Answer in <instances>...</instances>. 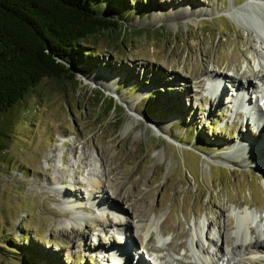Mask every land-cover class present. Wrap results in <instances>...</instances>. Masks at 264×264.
Masks as SVG:
<instances>
[{"label": "rangeland", "instance_id": "obj_1", "mask_svg": "<svg viewBox=\"0 0 264 264\" xmlns=\"http://www.w3.org/2000/svg\"><path fill=\"white\" fill-rule=\"evenodd\" d=\"M95 1L129 33L118 44L83 43L73 88L42 79L6 114L0 264H196L195 249L215 258L205 236L217 229L227 235L221 252L233 256L226 242L240 239L245 211L263 241L261 110L248 118L223 76L252 83V108L254 40L239 12L264 0ZM92 90L116 105L105 119ZM99 178L100 197L115 189L116 208L89 194ZM125 243L134 244L128 258L118 253Z\"/></svg>", "mask_w": 264, "mask_h": 264}, {"label": "trees", "instance_id": "obj_2", "mask_svg": "<svg viewBox=\"0 0 264 264\" xmlns=\"http://www.w3.org/2000/svg\"><path fill=\"white\" fill-rule=\"evenodd\" d=\"M120 25L95 0H0V147L7 112L42 79L63 80L73 88L80 46L101 37L118 44L129 33ZM87 99L104 119L116 109L98 90Z\"/></svg>", "mask_w": 264, "mask_h": 264}, {"label": "bare ground", "instance_id": "obj_3", "mask_svg": "<svg viewBox=\"0 0 264 264\" xmlns=\"http://www.w3.org/2000/svg\"><path fill=\"white\" fill-rule=\"evenodd\" d=\"M206 10H207V8H204V6L201 7V9H200V11H204V12ZM239 15L246 22V24H244L243 26L246 30L250 31L251 34H253V40H254V48H253L252 54H250L251 60L246 61L248 71L250 73H253V74L255 73L254 79L257 81V83H259V85H258L259 88H264V20L261 18V17H264V8L260 7L258 4H255V3H248L247 6H242L240 8ZM258 68L260 70H262V73H259L256 71ZM223 77H225L226 81H232L236 84L235 86H236L237 92L234 93L236 95V100L234 99V105L235 104L239 105V104L244 103L243 97H241V98L238 97V95H237L238 91L244 90L246 88L253 86L252 83H249V82H248V84H243L244 82L240 83V80L235 76L224 75ZM215 78L220 79V77L216 76V73H214L212 75L211 71L208 70L204 79L211 80L213 82V84L218 87L220 82L222 83V80H220V81L216 80L215 81V80H213ZM89 79L91 81H93L94 83H96V84L93 83L95 86L99 85V86L104 87V85H102L98 81H96L97 79H94L91 76L89 77ZM210 85H211V83H210ZM209 87H212V86H209ZM256 87H257V85H256ZM259 88H258L257 93L255 95V98L258 100H260V98H262V96H263L262 93H260ZM218 90H219V88H218ZM107 91L110 92L111 90L107 87ZM219 94H220V92H219ZM238 100H240V101H238ZM251 107L252 108H249L248 103H247V106H245L246 112H247L246 115L251 114V116H248V118H251V117L253 118V116H252L253 114L255 117L260 116V115H258L257 110H261L260 109L261 107H259L256 103L255 104L253 103V105ZM234 112H236V111H234ZM261 117H262V119L260 122H262L264 124V115L262 113H261ZM157 130L158 129L156 128L155 131H157ZM60 158L62 159V155H60ZM258 165H259V163H258ZM59 179H62V177ZM95 183L98 185H96L95 187H90V190H89V194L92 197L95 196L94 201L95 202H101L106 209H108L109 207H111V208L114 207L109 202L110 200L108 197L113 198V196L115 195V191H114L115 189L113 190L111 188V191H112L111 195H113V196L108 194L106 196V198H105V196L100 197L98 192H99L100 188L102 190V188L104 187V182H103V180H101V178H99L98 180L95 181ZM263 185H264V183H263ZM263 188H264V186H263ZM100 199H102V200H100ZM134 204H136V203H134ZM132 206H134V205H132ZM114 208H116V206ZM122 211H123V213H125L124 209ZM101 217H102V213H100L99 215H96L93 218V220L97 221ZM242 217H243L242 220L243 221L245 220V223H244V228H243V232H242L240 239H237V236H235L234 240L230 241V239H227V242H226V243L231 245V251L234 253L233 256L228 255V253H229L228 251L226 253L224 251H223V253L221 252L222 247H220V245H219V240L223 236H225V239H226L227 235L223 234L224 230L217 229L215 235H213V236L206 235L205 236L206 241H210L211 244L216 248L215 249L213 247L215 250V253H214L215 258L211 259V258L207 257L201 250L195 249L194 250L195 263L196 264H200V263L217 264V263L221 262V264H264V240L263 241L260 240V238L258 237V235H259L258 228H256L255 225L251 224V222L253 221L251 214L248 211H245L242 214ZM262 218H263V216L261 217V219ZM121 223H123V222H121ZM230 224H231L230 222H227L226 226L229 227ZM116 226H117V224H116ZM122 227L125 228V225ZM254 232H255V234H253ZM261 234H262V232H261ZM261 234H260V236H261ZM191 237L192 238L195 237V230L193 231ZM220 243H221V241H220ZM123 244H124V242H123ZM132 246H134V244L129 245V244L125 243L126 248L122 249V251L124 252L126 250V253L129 256L130 252H132V251H130V248H132ZM216 246L220 247V248H217ZM100 248H103V247H100ZM106 249H108V247ZM115 251L116 250H111V251L109 250V252L111 253L110 255H112V257H117V254H116L117 252H115ZM127 254L124 255V253H121V255L124 256L123 258H126ZM128 256H127V258H128ZM136 264H144V263H143V261H140L139 263H136Z\"/></svg>", "mask_w": 264, "mask_h": 264}]
</instances>
